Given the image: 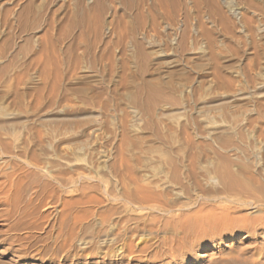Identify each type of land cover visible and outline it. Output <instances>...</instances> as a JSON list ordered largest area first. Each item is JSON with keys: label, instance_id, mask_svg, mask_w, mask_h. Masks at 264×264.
Listing matches in <instances>:
<instances>
[{"label": "rangeland", "instance_id": "1", "mask_svg": "<svg viewBox=\"0 0 264 264\" xmlns=\"http://www.w3.org/2000/svg\"><path fill=\"white\" fill-rule=\"evenodd\" d=\"M13 172L0 264H264V0H0Z\"/></svg>", "mask_w": 264, "mask_h": 264}, {"label": "bare ground", "instance_id": "2", "mask_svg": "<svg viewBox=\"0 0 264 264\" xmlns=\"http://www.w3.org/2000/svg\"><path fill=\"white\" fill-rule=\"evenodd\" d=\"M15 175H16L15 172L10 173V174L9 173H5V174L2 175V177L5 178V180L0 183V191H3V190L4 191H7L6 190V187L9 186L10 189L11 188L14 189L15 192L13 194L16 195L18 192H20V189H21L20 187H21L22 179L20 177H18V178H16V179L13 180L12 177H14ZM7 189H9V188H7ZM11 197H13V196H11ZM225 223H232V225L230 224V227L231 228H228L229 226H225ZM226 225H229V224H226ZM239 225H240L239 224V221L236 220V219H232V218H229V217L226 218L225 217L223 220H220L217 217H213V233L217 237H219V236L220 237L226 236L227 233H230L231 231L238 229L239 228L238 227Z\"/></svg>", "mask_w": 264, "mask_h": 264}]
</instances>
